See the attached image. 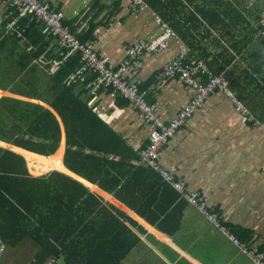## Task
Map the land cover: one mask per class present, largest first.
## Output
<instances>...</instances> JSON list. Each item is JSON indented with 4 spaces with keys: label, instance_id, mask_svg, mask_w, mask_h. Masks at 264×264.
<instances>
[{
    "label": "crops",
    "instance_id": "obj_1",
    "mask_svg": "<svg viewBox=\"0 0 264 264\" xmlns=\"http://www.w3.org/2000/svg\"><path fill=\"white\" fill-rule=\"evenodd\" d=\"M45 1L63 12L64 22L77 35H87L91 28L87 37L113 68L121 64L125 45L137 37L155 39L163 24L170 28L173 34L165 38L161 47L142 55L133 74L139 84L146 86V99L155 104L156 115L164 122L172 119L195 94L194 88L178 74L165 81L156 80V73L187 49L188 44L171 25L195 32L193 54L206 64L207 59L212 71L220 69L227 81L228 93L216 91L203 99L159 153L161 167L182 182L187 191L200 194L207 210L216 213L217 225L137 157L149 133V125L139 113L110 87L93 89V75L80 65L81 61L71 72L68 82L72 83V91L97 107L100 116L123 140L119 154L113 151L104 156L112 162V175L118 179L111 190L68 168L66 174L137 223L126 222L138 239L119 264H254L232 239L242 240L248 246H264V37L259 31L251 37L244 34V23L213 30L203 19L194 23L174 14L163 20L144 0L134 13L129 0ZM186 2V9L187 5L194 8L195 2ZM154 8L181 10L178 1H165L159 6L155 3ZM193 24L198 27H192ZM203 27L211 32L204 34ZM39 48L42 50L37 56ZM71 55L40 21L19 16L7 0H0V106L9 105L5 98H10L37 103L54 112L44 99L50 97L53 73ZM211 70L207 72L212 73ZM23 78L30 79V90L27 83H18ZM236 102L248 112H240ZM56 117L60 122V140L63 137L64 142L63 158L64 130L57 114ZM1 120L7 118L0 112ZM15 136V132L0 127V137ZM57 148L58 145L55 151ZM26 153L42 157L53 154H39L0 138V157L6 158L9 167L5 171L0 169V185L12 193L0 196V230L6 234L7 242L14 241L5 246L2 264H28L35 258L37 246L29 234L39 231L34 228L35 215L29 214L27 208L38 197L25 193V173L36 177L59 171L36 172L40 160ZM61 162L64 165L63 159Z\"/></svg>",
    "mask_w": 264,
    "mask_h": 264
},
{
    "label": "trees",
    "instance_id": "obj_2",
    "mask_svg": "<svg viewBox=\"0 0 264 264\" xmlns=\"http://www.w3.org/2000/svg\"><path fill=\"white\" fill-rule=\"evenodd\" d=\"M144 1L163 20H168L174 14H178L189 22L197 23L203 19L213 30L230 28L234 25L241 26V23H244L242 25L244 34H250V37L264 29V23L260 21L261 15H259V11L264 13V0H186V3L195 2L194 8L187 5V9L184 0ZM165 1L173 3L178 1L181 10L154 8L155 3L159 6ZM225 19H228V22H225ZM62 21L66 25L64 19ZM66 26L81 41L91 39L87 37L91 28L87 30V35L79 36L72 28ZM191 26L198 27L197 24ZM171 27L188 44L186 51L179 57L180 63L183 66L196 65L197 60L205 63L199 55L193 54L192 42L197 38L196 33L183 31L178 25H171ZM203 28H205L204 34L207 35L211 32L210 28ZM228 32L233 31L228 30ZM38 50L35 53L37 56L42 48ZM71 54L68 59L61 62L53 73V81L49 89L50 97L44 99L53 108L63 125L65 137L63 158H61V153L64 142L63 137L60 140V122L54 112L37 103L5 98L9 105L0 106V112L1 115L6 114L7 120H1L0 127L6 131L9 129L15 132L16 136L0 138L43 155L53 153L58 145L57 150L49 157L26 153L27 156H34L40 160L41 166L36 172L57 169L67 174L68 168L75 174L109 191L114 184H118V179L112 175V162L104 156L113 151L115 154H119L123 140L93 109V106H90L87 101L72 91V83L68 82L69 76L80 61V54L78 52ZM97 55L99 56L98 53ZM206 62L205 66L210 71L207 59ZM211 72L214 76H222L224 85L228 89L227 81L220 73L221 70L217 69L215 72L211 70ZM208 76V73H190L191 78L195 77L194 79L202 84L208 81ZM174 77H178V75H174ZM23 81L24 78L18 83H23ZM145 87L139 84V91H146ZM216 91H220V89L216 87L213 92ZM28 94H30L29 91ZM119 97L122 101L127 102L123 96L119 95ZM116 147H118L117 150H113ZM4 152L13 154L7 150ZM137 157L141 161L140 153L137 154ZM5 159L3 156L0 157V169L3 171L9 170V167H6ZM62 159L64 165L61 162ZM59 171L52 170L36 177L25 173L26 175L22 179L25 182V193H29L27 196L33 194L38 197V201L27 208L29 214L35 215L36 225L34 228L39 231L29 234L37 246L35 258L29 262L44 264L49 257L54 256L57 259L60 258L62 264H119L122 256L138 239L126 222L132 225L137 223L116 207L103 203L101 197L80 184L78 180ZM4 187V185H0L1 197H4V192L12 194ZM4 234L0 230V236L7 246L14 243V241L7 242L6 234Z\"/></svg>",
    "mask_w": 264,
    "mask_h": 264
},
{
    "label": "built area",
    "instance_id": "obj_3",
    "mask_svg": "<svg viewBox=\"0 0 264 264\" xmlns=\"http://www.w3.org/2000/svg\"><path fill=\"white\" fill-rule=\"evenodd\" d=\"M9 7L17 11L19 16H28L44 24L45 30L55 38L59 46L67 48L69 53L78 52L80 54V65H82L91 75L92 88L110 87L113 93L121 95L125 98L128 105L133 107L147 125H149V134L147 142L140 148L141 162L146 166L156 170L160 175L172 184L190 203L197 206L207 217L219 225L216 219V213H210L205 206L200 194L196 191H187L182 182L175 180L173 175L163 169L159 162L160 149L167 140L175 133V131L184 124L185 120L191 116L194 108L203 101L209 94L214 93V89L218 87L220 91L228 93L224 85L222 76H214L207 72L205 64L197 61L193 67L190 65L183 66L179 57L168 62L155 75L157 80H163L172 77L175 74L185 81L189 87H193L195 94L189 99L183 108L179 109L176 115L169 121H162L156 115V107L153 102L147 101L144 91H139V82L133 78V74L141 64V56L149 55L152 51L164 44L165 38L173 34L170 28L163 24L161 34L155 39L146 37H137L132 42L125 45V54L121 64L117 68H113L106 63V58L98 56L94 48V44L90 41H81L75 33L63 24V12L53 7L45 0H7ZM143 0H129V8L134 13L139 10ZM264 37V29L260 31ZM156 42V44H154ZM125 70L127 75H124ZM208 73V81L205 84L191 78L190 73ZM158 82V81H157ZM90 103V101H89ZM237 109L243 114L248 111L239 102H236ZM98 111L97 107H94ZM224 228V227H222ZM231 238H233L231 236ZM234 243L242 249L254 262V264H264V246L260 247L255 244L248 246L244 241L233 238ZM6 244L0 236V258L5 250ZM0 264L1 261H0ZM28 264H32V261ZM44 264H59L57 258L49 257Z\"/></svg>",
    "mask_w": 264,
    "mask_h": 264
},
{
    "label": "rangeland",
    "instance_id": "obj_4",
    "mask_svg": "<svg viewBox=\"0 0 264 264\" xmlns=\"http://www.w3.org/2000/svg\"><path fill=\"white\" fill-rule=\"evenodd\" d=\"M259 3H261V2L259 1ZM259 15H262V16H260V21L264 23V13H262V12L259 11ZM201 62H202V61H201ZM29 82H30L29 79H24V81H23V83H27V84H28V88H29ZM28 90H30V88H29ZM62 173H64V172H62ZM64 174H66V173H64ZM4 251H5V250H4ZM3 256H4V255L2 254V256H1V258H0V261H3ZM58 261L61 263V259H60V258L58 259ZM1 263H2V262H1Z\"/></svg>",
    "mask_w": 264,
    "mask_h": 264
},
{
    "label": "bare ground",
    "instance_id": "obj_5",
    "mask_svg": "<svg viewBox=\"0 0 264 264\" xmlns=\"http://www.w3.org/2000/svg\"><path fill=\"white\" fill-rule=\"evenodd\" d=\"M20 47V46H19ZM15 48V47H14ZM20 49V48H19ZM3 50V49H2ZM17 51V50H16ZM3 54V53H2ZM1 54V55H2ZM13 56V55H12ZM9 57V56H8ZM20 69V68H19ZM22 70V69H21ZM13 71V70H12ZM16 73V72H15ZM15 76V75H14ZM163 81V80H162ZM165 81V80H164ZM143 86V85H142ZM146 97V96H145ZM155 98V97H154ZM110 127V126H109ZM70 132V131H69ZM69 136V135H68ZM156 174V173H155ZM178 180V179H177ZM79 226V225H78ZM3 228V227H2ZM5 228V227H4ZM72 228V227H71ZM78 228V227H77ZM16 230V229H15ZM5 232V231H4ZM8 233V232H7ZM48 233V232H47ZM72 234V233H71ZM5 235V234H4ZM15 235V234H14ZM21 236V235H20ZM38 236V235H37ZM13 237V236H12ZM10 238V237H9ZM9 238H8V240H9ZM18 238V237H17ZM16 238V239H17ZM12 239V238H11ZM14 240V239H13ZM65 242V241H64ZM83 242V241H82ZM43 243V242H42ZM41 244V243H40ZM77 244V243H76ZM59 245V244H58ZM87 248V247H86ZM79 250V249H78ZM81 250V249H80ZM79 250V251H80ZM83 251V250H82ZM88 251V250H87ZM97 251V250H96ZM73 252V251H72ZM125 252V251H124ZM82 253V252H81ZM85 253V252H84ZM86 254V253H85ZM82 256V255H81ZM93 257V256H92ZM38 258V257H37ZM92 260V259H91ZM103 261V260H102ZM98 264V263H97Z\"/></svg>",
    "mask_w": 264,
    "mask_h": 264
},
{
    "label": "clouds",
    "instance_id": "obj_6",
    "mask_svg": "<svg viewBox=\"0 0 264 264\" xmlns=\"http://www.w3.org/2000/svg\"><path fill=\"white\" fill-rule=\"evenodd\" d=\"M90 106H93L92 104H90L89 102H87ZM93 109H94V106H93ZM96 111V110H95ZM97 113H99L98 111H96Z\"/></svg>",
    "mask_w": 264,
    "mask_h": 264
}]
</instances>
